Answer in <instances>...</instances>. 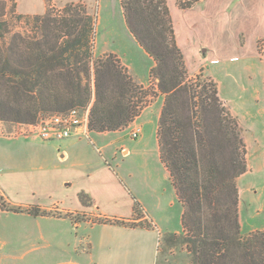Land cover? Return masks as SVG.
Returning a JSON list of instances; mask_svg holds the SVG:
<instances>
[{"label":"trees","instance_id":"1","mask_svg":"<svg viewBox=\"0 0 264 264\" xmlns=\"http://www.w3.org/2000/svg\"><path fill=\"white\" fill-rule=\"evenodd\" d=\"M121 6L129 31L155 63L150 79L156 91L136 83L112 54L95 61L92 88L95 23L85 7L67 5L56 19L49 11L17 14L16 0H0V122L34 124L45 115L83 108L89 110L91 132H114L133 123L151 98L163 95L161 160L183 207V235L171 237L183 238L192 264H264V233H241L237 179L248 165L237 119L227 111L217 83L188 77L167 0H121ZM9 14H17L19 22L33 20L35 34L16 31ZM133 210L135 217L143 211L136 200ZM4 212L51 215L40 206L13 205L0 193ZM103 222L152 227L148 222Z\"/></svg>","mask_w":264,"mask_h":264},{"label":"rangeland","instance_id":"2","mask_svg":"<svg viewBox=\"0 0 264 264\" xmlns=\"http://www.w3.org/2000/svg\"><path fill=\"white\" fill-rule=\"evenodd\" d=\"M16 2L17 14L27 15L24 13L34 12L37 13L34 15H43L49 11L56 19L63 17L66 6L70 4L87 9L95 23L90 43L89 64L93 89L95 61L111 54L118 58L123 67L125 65L121 59L130 67H138L142 73L141 80L148 81L154 61L129 31L120 0H16ZM11 5L9 3V10ZM44 5L46 10L41 14ZM177 5L180 7L185 4L177 0ZM17 14H9L15 30L34 35L36 31L34 21L19 22ZM263 32L261 29L256 35ZM254 40L255 38L248 36L245 50L238 47L237 40L232 38L209 39L206 42L213 47L205 56H189V64L184 56L190 79L201 76L202 80H212L217 83L219 93L221 90L224 96L231 98L229 105L221 100L230 115L237 119L242 131L248 169L237 179V186L240 192L241 233L244 237L257 231L264 233V40L258 41L255 58L249 54ZM77 66L80 67L81 63ZM156 85V82L150 79V84L146 88L156 91ZM159 95L158 93L156 97L151 98L148 106L155 102ZM27 125L30 124L0 122V193L13 205L25 208L32 206L44 209L62 208L57 202L63 198L65 200L68 198L71 206L89 203L86 193L75 194L73 189L69 190L67 186H62L51 179L30 180V174L37 171L36 167L15 162L10 158L9 151L17 143L16 139L34 138L24 137L23 129ZM90 133L88 129V137L84 140L90 152L94 151L95 162L99 163L101 157L104 158V161H108L110 166L115 168L120 178L108 173L103 176L102 184L105 185L103 189L110 195L118 196V203L112 207L103 205L101 213L111 217H127L131 214L135 200L144 209L143 202L148 195L149 198H158L165 204L159 227L163 232V236L159 238L160 255L172 258L167 264H192L193 256L183 238L171 237L176 233H182V209L177 200L174 206L169 204L173 198L175 200V196L173 188L165 180L155 140L154 147L151 145L147 152L142 151V148L137 146V139L131 138L130 131L129 138L121 139L119 145L125 144L124 146L130 148L132 153L129 156L118 153L116 158L112 159L109 153L101 148L102 144L96 136ZM60 144L57 141L50 145L58 147ZM98 149L101 151H97ZM104 164L106 165L105 162ZM54 170L60 168L56 167ZM50 212V216H61L56 211ZM81 217L78 215L66 220H53L31 217L25 213H1L0 264H60L75 256L73 242L82 237L83 230L76 231L73 228V220Z\"/></svg>","mask_w":264,"mask_h":264},{"label":"crops","instance_id":"3","mask_svg":"<svg viewBox=\"0 0 264 264\" xmlns=\"http://www.w3.org/2000/svg\"><path fill=\"white\" fill-rule=\"evenodd\" d=\"M167 4L174 23L177 44L184 56H186L188 64L189 56H205L209 53L210 48L213 47L206 42L209 39L231 40L232 38L237 40L236 45L238 47L246 50L248 36L253 37L255 40L249 54H252L254 58L258 41L264 40V32L256 35L261 29L264 31V0H198L187 9L180 8L177 5V0H167ZM45 10L46 6L44 5V11L41 14ZM24 14L34 15L37 13ZM236 56L238 57V55ZM121 60L136 83L145 87L149 86L150 72L155 63L150 69L148 81L143 82L139 68L130 67L123 59ZM212 61L215 62L216 60ZM220 96L229 105V99L231 101V98L224 96L221 90ZM163 103L164 97L159 95L157 100L146 107L141 115L127 128L114 132H91L90 135L94 134L101 142V148L107 151L109 156L114 159L118 153H122L125 156H129L132 153L130 148L124 146L125 144L119 145V141L123 138H129L130 131L140 127L141 134L137 139V146L142 148V151L147 152L151 145L154 147L153 141L155 140L159 160L165 172V180L173 188L175 196V200L173 198L169 204L174 206L177 200L183 215L182 204L179 202L171 183L170 174L161 160L158 126ZM231 110L233 111V109ZM119 135H122V137ZM85 137V132L79 129L70 138L58 141L61 143L58 147L50 145L57 141H42L34 138L16 139L17 143L9 151L10 158H13L15 162L36 167L37 171L30 174V180L43 181L51 179L62 186H67L69 190L73 189L75 194L84 192L88 196V204H78L77 206H71L69 199L65 200L63 198L62 201L57 202L58 205H62V208L45 209L58 212L61 215L60 217H41L53 220H66L71 218V216H82L81 219L73 220V228L76 231L83 230L82 237L73 242L75 256L62 261L60 264L170 263L172 258L169 256L162 257L159 248V238L163 236V232L159 228L161 216L165 211L163 201L156 197L149 198L150 195H148L145 202H143L145 203L144 209L142 208L143 211L139 217L134 216V207L131 214L127 217H111L101 213L103 205L112 207L118 203V196L110 195L105 191L106 189H103L105 187L102 184L103 176L108 173L119 178V175L108 161L103 160L104 158L101 157L103 161L101 160L99 163L95 162L94 151H91V153L88 149L85 144ZM97 151L100 152L101 150L98 149ZM145 163L147 164L148 161H145ZM56 167H59L60 170L55 171ZM117 167L119 168V166ZM99 189L100 195H98ZM104 191L106 192L105 194ZM105 219L128 220L135 224L148 222L152 227L121 226L105 223L103 222ZM176 234L181 235L180 233Z\"/></svg>","mask_w":264,"mask_h":264},{"label":"built area","instance_id":"4","mask_svg":"<svg viewBox=\"0 0 264 264\" xmlns=\"http://www.w3.org/2000/svg\"><path fill=\"white\" fill-rule=\"evenodd\" d=\"M183 4L193 0H180ZM89 110L78 108L66 113H58L40 118L36 123L27 125L23 129L24 137H34L42 141H62L70 138L76 131L83 130L88 137ZM141 128L137 127L130 133L132 139H138Z\"/></svg>","mask_w":264,"mask_h":264}]
</instances>
